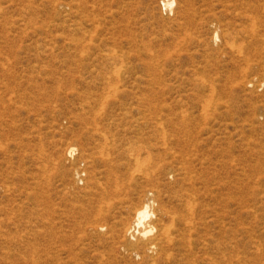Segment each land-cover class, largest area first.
I'll list each match as a JSON object with an SVG mask.
<instances>
[{"label":"rangeland","instance_id":"rangeland-1","mask_svg":"<svg viewBox=\"0 0 264 264\" xmlns=\"http://www.w3.org/2000/svg\"><path fill=\"white\" fill-rule=\"evenodd\" d=\"M162 1L0 0V264H150L114 177L123 217L189 202L156 264H264V0Z\"/></svg>","mask_w":264,"mask_h":264},{"label":"bare ground","instance_id":"bare-ground-1","mask_svg":"<svg viewBox=\"0 0 264 264\" xmlns=\"http://www.w3.org/2000/svg\"><path fill=\"white\" fill-rule=\"evenodd\" d=\"M162 4L165 8L170 9L173 0H163ZM73 151L74 149L71 148L69 153L72 154ZM111 181L112 184H107L101 189L99 202L96 201L98 210L95 217L97 220H101L103 224L99 226L100 229H113L117 223L122 225L123 246L129 250L130 255L140 256L144 263L149 261L150 264H156L159 261L169 259L172 252H179V247L185 245L186 234L189 233L192 226V223L189 222L188 209L185 208L189 202L185 201L182 204L183 207L179 204L180 207L178 208L163 209L149 199L142 206L133 207L131 215L129 214L130 217H123L122 213L127 209L131 210V208L125 203L112 201L116 197V195L113 197V194L117 193L120 183L117 182V177ZM192 189H194L193 186ZM100 205H104L107 208L106 211ZM104 211L107 214L102 213ZM112 219L115 221L111 223L110 220Z\"/></svg>","mask_w":264,"mask_h":264}]
</instances>
